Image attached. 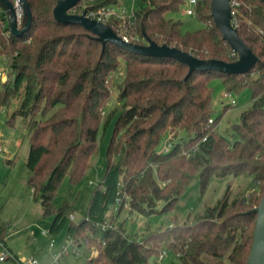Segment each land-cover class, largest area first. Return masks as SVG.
Instances as JSON below:
<instances>
[{"label": "trees", "instance_id": "obj_1", "mask_svg": "<svg viewBox=\"0 0 264 264\" xmlns=\"http://www.w3.org/2000/svg\"><path fill=\"white\" fill-rule=\"evenodd\" d=\"M26 1L33 19L27 33L14 37L0 24V60L13 76L11 83L4 82L0 100L5 104L21 90L15 114L24 119L29 134L27 186L42 216L52 217L48 232L57 235L70 220L68 205L58 211L53 207L59 184L64 178L72 184L83 178L97 151L98 130L112 122L102 180L90 197L85 218L78 224L70 220L66 230L67 239L76 246L83 244L87 250L95 246L97 256L84 264H147L164 250L177 257L173 264H247L256 221L250 211L264 194V3L238 0L233 8V26L257 63L245 74L226 76L207 71L189 74L187 67L167 57L133 56L102 46L81 28L54 20L57 0ZM210 1L194 6V16L203 27L192 32H182L180 22L165 18L166 13L177 12L184 0L144 1L130 19L112 16L107 25L138 46L146 47L149 39L199 60L233 63L237 57L213 23ZM116 3L94 0L87 11ZM119 59L134 68H126L117 94L119 109L102 120L109 95L107 77ZM152 68H159L158 72L148 76ZM216 80L221 87L232 83L237 95L250 92L249 109L231 129L237 137L233 143L212 131L217 119L208 123L210 83ZM178 131H184L187 139L158 153L160 140ZM196 174L202 192L212 177L247 178L254 188L249 196L229 201L227 187L222 199L192 223L171 225L141 242L125 235L121 226L104 228L108 211L123 195L128 197L129 212L150 216L171 211ZM0 244L7 248L1 226Z\"/></svg>", "mask_w": 264, "mask_h": 264}, {"label": "rangeland", "instance_id": "obj_2", "mask_svg": "<svg viewBox=\"0 0 264 264\" xmlns=\"http://www.w3.org/2000/svg\"><path fill=\"white\" fill-rule=\"evenodd\" d=\"M93 1L82 0L75 11L83 13L88 10L89 4ZM144 1L148 0H118V3L111 5V7L108 6L107 9H112V12L119 15L124 21L130 19L134 11L144 6ZM188 9H194V7L189 5V0H184L177 12L166 13L165 18L180 22L182 32H192L202 28L203 24L194 15H186ZM0 17H2V12H0ZM142 65L148 66L147 63ZM127 67L134 68L128 66L126 61L119 59L116 68L107 77L106 85L109 95L104 108L105 112L100 114L102 120H105L108 113L120 107L117 94L125 80ZM154 67L163 66L156 64ZM152 69L154 70L148 71V76L158 72L156 69L159 68ZM12 78L11 71L0 60V93L4 82L9 81L11 83ZM220 84L218 80L210 83V86L213 85L211 116L212 120H218L216 124H213L215 127L212 131L225 138L228 143H233L237 137L231 135V129L239 123L241 114L249 109L250 92L244 90L237 95L239 91L235 89L232 83L224 85L225 87H221ZM20 93L21 90L19 94L10 98L5 104L0 100V226L5 228L7 247L11 249V254L17 256L20 262L35 261L36 264H52L53 253L59 251L65 244L66 230L70 220L60 233L51 235L48 230L52 217H43L40 204L31 198L32 191L27 186L28 171L25 166L29 134L24 119L15 114L21 101ZM224 93L231 95V98L235 100V105L227 106L228 100L222 98ZM111 133L112 122L108 124L106 129L100 127L97 135V151L90 161V169L77 184H72L67 178H64L55 192L52 201L55 211L64 205H68L70 208L69 215L73 217L74 224H78L85 218L90 197L102 180L106 166V149ZM173 134L174 136L168 134L160 140L156 149L158 153H163L170 149L173 144L187 139V134L184 131ZM227 187H229V201L235 197L249 196L254 188L251 180L247 178L226 177L218 179L212 177L202 192L199 175L196 174L171 211L150 216L129 212L128 208L122 209L118 214L111 211L107 218L106 229H119L121 226L125 235L141 242L149 234L167 230L171 225L180 226L192 223L194 218L200 216L205 208L214 206L217 201L222 199ZM161 206V204L158 205L157 210H160ZM49 244H53L52 249H50ZM88 250L83 244L81 246L71 244L69 254L65 255L59 264H84L86 259L95 253L92 257L97 256L94 245L89 246ZM73 251H77L78 254H74ZM8 252L9 250L0 244V255H6ZM177 261V257L172 252L164 250L160 258L152 256L148 259L147 264H173ZM0 264L4 263L0 261ZM11 264L16 263L11 262Z\"/></svg>", "mask_w": 264, "mask_h": 264}, {"label": "water", "instance_id": "obj_3", "mask_svg": "<svg viewBox=\"0 0 264 264\" xmlns=\"http://www.w3.org/2000/svg\"><path fill=\"white\" fill-rule=\"evenodd\" d=\"M22 12L21 25L18 27L15 9L8 0H0V11L6 16L9 34L19 37L27 33L32 25V13L26 0H18ZM82 0H57L52 11L56 22L65 26H76L95 37L102 46L108 44L119 51L133 56L147 55L153 57H167L170 61L177 62L188 68L189 74L198 71H207L220 75H242L247 73L256 63L257 58L249 47L239 38L236 28L232 23L230 0H211L210 16L214 25L220 32L223 41L236 55L233 63H224L218 60H199L190 53L166 44L158 45L147 39L146 47L138 46L125 41L117 35L107 24L86 17V12L74 14L72 10ZM264 3V0H261ZM250 213L256 215L253 230L251 251L247 264H264V194L257 207Z\"/></svg>", "mask_w": 264, "mask_h": 264}, {"label": "built area", "instance_id": "obj_4", "mask_svg": "<svg viewBox=\"0 0 264 264\" xmlns=\"http://www.w3.org/2000/svg\"><path fill=\"white\" fill-rule=\"evenodd\" d=\"M8 1L13 5V7L15 9L17 25L19 27L21 25V21H22V12H21L20 7H19V1L18 0H8ZM88 1H91V0H88ZM197 2H198L197 0H189V5L194 7L197 4ZM230 6H231L232 17H233V11L232 10H233V8H236L238 6V0H230ZM75 9L76 8H74L72 10V13L79 14V15L82 14V13H77L75 11ZM85 12H86V17H88L89 19H94V20L99 21V22L104 23V24H107L112 16L115 17L116 19H121V17L119 15H116V14H114L112 12V9L100 8V9L91 10V11L85 10ZM186 15L187 16H193L194 15L193 9H188L186 11ZM0 24H1V26L3 28L7 27L6 16H5V14L3 12H2V17H0ZM8 33H9V31H8ZM123 39L125 41H127L126 38L123 37ZM222 98L228 100L227 106L235 105V100L231 98L230 94L224 93L222 95ZM208 123L212 124L213 123L212 119H209ZM168 150L169 149L165 150L164 153H166ZM128 201H129L128 197L125 196V195H123L121 198L117 199L115 206L112 207L108 211L107 216L109 215V213L111 211H114V213L117 212V209H118L119 206H121V203H123V205H122L123 209L124 208L127 209L128 208ZM69 219L73 220V217L70 216ZM169 227H171V226H169ZM104 228H106V226ZM71 244L76 245L71 239H66L65 244L62 246V248L59 251H57L56 253H53V262H52V264H59L60 260L65 255L69 254V247L71 246ZM49 247H50V249H52L53 248V244H49ZM73 253L74 254H78L77 251H73ZM93 254H94V252H93ZM94 255H92V256H94ZM0 261L2 263H4V264H11V262L16 263V264H36L35 261H22V262H20L10 252H8V254H6V255L5 254H1L0 255Z\"/></svg>", "mask_w": 264, "mask_h": 264}, {"label": "crops", "instance_id": "obj_5", "mask_svg": "<svg viewBox=\"0 0 264 264\" xmlns=\"http://www.w3.org/2000/svg\"><path fill=\"white\" fill-rule=\"evenodd\" d=\"M7 248H8V247H7ZM8 250H9L10 253H12L11 249L8 248ZM14 256H15V255H14ZM15 257L17 258V256H15Z\"/></svg>", "mask_w": 264, "mask_h": 264}]
</instances>
